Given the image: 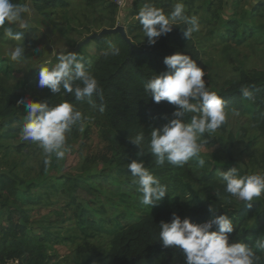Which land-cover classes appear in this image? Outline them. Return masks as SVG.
I'll list each match as a JSON object with an SVG mask.
<instances>
[{
    "label": "trees",
    "instance_id": "1",
    "mask_svg": "<svg viewBox=\"0 0 264 264\" xmlns=\"http://www.w3.org/2000/svg\"><path fill=\"white\" fill-rule=\"evenodd\" d=\"M26 1L31 2L38 14L44 16L45 22H53L57 11L65 12L72 3V0H13L20 4H25ZM78 1L88 11L95 13L106 28L113 29L117 25L118 7L113 0ZM177 2L185 5V15L198 17L200 30L186 39L182 34L186 26L177 24L173 26L172 32L161 36L154 46H149L136 19L139 9L145 3H152L169 13ZM224 7L225 0H133L128 14L131 21L124 26L133 48L119 35L104 36L88 44L94 45V56L91 61L84 62L86 67L90 65L89 71L98 81L102 98L94 93L91 97L76 100L71 94H63V90L62 93L53 94L47 87H38V79L30 78L31 72L21 77L16 62L0 57V169L8 170L0 173V214L3 217L0 225L1 264L10 261H17L18 264H48L49 257L44 249L46 239L33 232V222L26 208L39 200L47 205L50 194L53 193L57 196L66 195L70 199L68 206L75 208L76 225L85 241L92 238L87 233L91 229L101 230L108 237L106 252L101 261L102 257L93 244L84 242L78 248L79 253L88 254L85 264H184L183 254L179 249L164 248L159 240V223L170 222L173 213L181 219L188 218L195 224L210 219L212 214L227 215L234 227L229 234V243L247 244L259 257L256 264H264V249H260L256 243L257 240L264 239V195L254 199L251 207H247L246 202L226 193L221 179L215 177L219 168L226 170L228 167H236L240 175H244L245 170L236 163L209 168L207 160L201 167L194 158L182 167L167 162L157 166L156 158L148 147L152 128L159 129L173 118V105L166 101L154 103L150 94L144 90V85L150 78L166 70L163 64L166 56L180 52L190 56L200 66L203 52L209 49L218 46L239 49L247 46L251 39L264 42V24H257L255 21L264 11V5L258 6L253 12L240 13L236 0L232 5L233 15L227 18L223 16ZM96 9L99 12H95ZM35 22L43 26L40 20L36 19ZM8 26L13 27L14 31H23L24 41H13L0 29V44H24L25 47L34 44V35L19 29L16 24ZM82 28L85 30V38L92 34L86 24L82 23ZM102 28L99 26V29ZM109 45L118 47L120 55H105L109 51ZM83 48L75 52L79 57ZM31 56H24L21 61L31 59ZM215 83L210 80L208 89L215 91L225 101V110L245 119L255 133L264 136V69H240L222 87L215 88ZM242 87H246L251 93L249 98L243 97ZM21 97L34 102H46L49 106L65 100L72 103L86 119L73 126L71 132L66 134L69 153L72 154L76 148L77 154L86 153L87 162L111 166L129 176L128 164L132 160L143 161L145 167L167 186L165 197L156 206H144L140 202L141 194L137 185L131 181L137 188V195L129 206L139 213L138 219L126 226L120 225L117 220H109L105 226L102 222L95 223L88 216L89 211L75 196L79 183L69 173L55 182L45 177L42 180L45 185L41 188L45 196L36 195L32 190L39 187L38 181H25L21 172L15 173L13 168L17 157H23V163L26 164L36 151L34 143L22 139L26 111L22 104H17ZM89 99L95 102L97 109L93 110L89 106ZM100 106L104 108L103 112L99 111ZM190 118L191 114H186L184 121L190 123ZM227 127L225 121L217 130L225 133ZM140 132L145 135L141 145L144 154L138 157L136 154L139 149L129 139ZM202 136L198 141L202 146L217 143L215 137L210 138L207 132ZM210 208L212 213L209 212ZM97 212L100 213L98 210ZM216 230L214 226L212 231Z\"/></svg>",
    "mask_w": 264,
    "mask_h": 264
},
{
    "label": "clouds",
    "instance_id": "2",
    "mask_svg": "<svg viewBox=\"0 0 264 264\" xmlns=\"http://www.w3.org/2000/svg\"><path fill=\"white\" fill-rule=\"evenodd\" d=\"M26 4L14 3L13 0H0V29L13 41H24L23 31H14L8 26L18 24L20 28H28L25 14H31ZM185 5L182 2L174 4L169 13L152 3H145L136 14L144 36L149 46H154L161 36H166L173 26L183 24L182 31L188 39L194 32L200 30L198 17L184 14ZM7 22V25H6ZM117 25H119L117 23ZM121 25V24H120ZM105 55L119 56L120 49L109 45ZM25 56V45L17 44L11 48L9 58L19 62ZM57 63L52 67L41 66L38 73V87H47L51 93L71 94L76 100L91 97L94 93L100 95L98 81L86 67L83 57L75 52H64L57 55ZM166 70L155 74L144 85V90L150 94L152 101L159 104L166 101L174 106L172 119L161 128H152L148 142L149 151L155 156L157 166L165 162L182 167L189 160L198 157L202 144L198 141L206 132H215L226 120L225 101L215 92L210 91L204 79V69L190 56L176 52L163 60ZM78 82V83H77ZM243 97L249 98L251 93L246 87L241 88ZM17 104H22L25 111V121L21 135L24 141L36 144L43 153V163L47 166L54 155L62 160L70 150L67 146L66 134L73 126L81 123L86 117L67 100L49 106L46 102H34L21 97ZM89 106L95 110L97 105L91 99ZM103 112L104 108L99 107ZM186 114H191L190 123L184 121ZM145 135L140 132L129 139L139 151L137 156H143ZM203 167L204 160L198 161ZM128 170L141 194L140 202L144 206H156L167 194V186L154 176L143 161L132 160ZM224 191L231 197L247 203L251 207L254 199L264 195V173L253 172L238 174L236 167L219 173ZM212 213V209H209ZM159 240L164 248H177L183 254L184 264H256L259 257L252 247L242 242L229 243V234L234 230L232 221L227 215L212 214L211 218L199 223H192L188 218L181 219L176 213L171 221L159 223ZM216 231H212L213 227ZM257 246L264 249V239L257 240Z\"/></svg>",
    "mask_w": 264,
    "mask_h": 264
},
{
    "label": "rangeland",
    "instance_id": "3",
    "mask_svg": "<svg viewBox=\"0 0 264 264\" xmlns=\"http://www.w3.org/2000/svg\"><path fill=\"white\" fill-rule=\"evenodd\" d=\"M234 1L236 0H225L223 11L225 18L233 15ZM237 1L240 13H250L258 6L264 5V0ZM25 4L32 10L30 15L25 14L24 16L29 26L20 28L18 24L16 25L19 29L34 35L35 41L34 44L25 47V56L32 55V58L16 62L17 69L21 71V77H25L27 73L31 72L30 78L38 79L39 67H52L57 63L56 58L59 53L77 52V43L85 38L82 23L86 24L92 33H98L106 28L105 23L101 22L95 13L84 8L78 0H72L70 8L65 12L57 11L53 22H45L44 16L38 14L31 2L26 1ZM95 12H99L98 9ZM36 19L40 20L43 26L36 24ZM120 20L127 23L131 21V18L126 15L124 20L123 18ZM255 21L257 24H264V11L255 18ZM99 26L103 28L99 29ZM15 46V43L0 44V57L9 58L11 48ZM94 48L93 44L83 48L81 54L83 61H91V57L94 56ZM200 66L205 72L206 86L209 87L208 82L212 80L216 82L215 88H220L235 77L240 69H264V42L260 43L259 40L251 39L247 46L239 49L221 46L209 49L203 52ZM226 114L225 121L228 124L226 132L221 133L218 130L207 132L210 138L215 137L217 143L211 146H202L198 157L194 159L209 161V168L236 163L245 170V174L264 173V136L255 133L245 119L233 116L227 111ZM34 150L36 151L32 159L28 160L26 164L23 163V157H17L13 162V168L15 173L21 172L25 181L31 179L38 181L39 187L32 190L36 195L45 196L41 190L45 185V182L42 181L45 177L55 182L61 176H66L69 173L79 183L75 196L89 211L88 216L93 218L95 223L102 222L107 226L106 223L109 220H117L120 225L126 226L138 219L139 213L129 206V203H133L137 195V188L131 183L133 181L131 176L122 174L111 166L87 162L86 153L77 154L76 148L72 154L68 151L62 160H57L53 155L47 166L43 163L42 150L36 144ZM229 168L226 170L219 168L220 170L215 172V177L220 178L219 173L227 171ZM7 171L6 168L0 169V173ZM69 202L70 199L66 195L57 196L53 193L50 194L47 205L43 200H39L26 208L33 222V232L41 234L46 239L44 249L49 257L48 264H85L88 254L78 252V248L84 242L97 247L100 257H102L101 261L106 252L107 235L101 230H87L92 238L85 241L76 225L75 208L69 207ZM2 223L3 217L0 214V225Z\"/></svg>",
    "mask_w": 264,
    "mask_h": 264
},
{
    "label": "water",
    "instance_id": "4",
    "mask_svg": "<svg viewBox=\"0 0 264 264\" xmlns=\"http://www.w3.org/2000/svg\"><path fill=\"white\" fill-rule=\"evenodd\" d=\"M112 35H119L125 43L129 44L131 48H133L131 41L127 36L125 27L119 24V25H116L113 29L104 28L98 33L90 34L77 45L76 51H78L83 46L88 45L93 40H98L104 36H112Z\"/></svg>",
    "mask_w": 264,
    "mask_h": 264
},
{
    "label": "crops",
    "instance_id": "5",
    "mask_svg": "<svg viewBox=\"0 0 264 264\" xmlns=\"http://www.w3.org/2000/svg\"><path fill=\"white\" fill-rule=\"evenodd\" d=\"M133 0H126L125 7L123 8L122 12H118V15L116 16V21L118 24H121L125 26L126 23L122 22L120 18H123V20L126 18V15H128L131 7H132Z\"/></svg>",
    "mask_w": 264,
    "mask_h": 264
},
{
    "label": "built area",
    "instance_id": "6",
    "mask_svg": "<svg viewBox=\"0 0 264 264\" xmlns=\"http://www.w3.org/2000/svg\"><path fill=\"white\" fill-rule=\"evenodd\" d=\"M113 2L118 7V12H122L123 8L125 7L126 0H113ZM5 264H18V263L17 261H10Z\"/></svg>",
    "mask_w": 264,
    "mask_h": 264
}]
</instances>
